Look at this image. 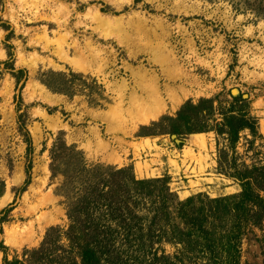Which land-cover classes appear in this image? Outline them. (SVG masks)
Segmentation results:
<instances>
[{
    "label": "rangeland",
    "instance_id": "obj_1",
    "mask_svg": "<svg viewBox=\"0 0 264 264\" xmlns=\"http://www.w3.org/2000/svg\"><path fill=\"white\" fill-rule=\"evenodd\" d=\"M263 12L264 0H0V242L8 247L6 254L0 250V264L40 247L50 228L59 230L53 238L61 235L59 256L70 255L74 199L59 193L64 177L50 171V150L61 135L89 164L166 179L180 201L238 193L241 186L219 172L214 132L196 133L201 138L160 132L188 100L217 98L216 108H228L233 96L247 95L263 138L250 147L253 137L242 133L239 159L264 163ZM98 15L122 19L120 30ZM50 71L71 81L72 95L42 82ZM155 81L164 106L147 122L148 110L133 96ZM143 204L139 216L149 226L157 212ZM166 236L155 249L174 255L178 247ZM133 246L119 264H136L131 254L143 258ZM241 264H264V231L255 228L244 238Z\"/></svg>",
    "mask_w": 264,
    "mask_h": 264
},
{
    "label": "trees",
    "instance_id": "obj_2",
    "mask_svg": "<svg viewBox=\"0 0 264 264\" xmlns=\"http://www.w3.org/2000/svg\"><path fill=\"white\" fill-rule=\"evenodd\" d=\"M20 74L24 71L20 70ZM18 75L14 74L19 84ZM58 75L45 73L42 82L53 92L72 95L68 86L71 81L58 79ZM216 100L186 101L176 117L164 119L169 122L167 132L160 133L184 137L214 132L219 172L241 186L238 193L217 198L198 194L180 201L166 179H138L131 167L89 164L84 153L76 145L69 146L61 135L50 150V171L52 178L64 177L65 191L58 192L68 200L74 199L68 215L70 255L59 256L57 243L61 235L53 238V232L59 230L50 228L40 247L25 249L22 259L16 257L9 262L5 257V264H119L125 248H134L133 245L136 253L144 254L143 258L130 255L136 264H241L244 238L255 228L264 231V163L242 162L238 145L244 132L253 137L248 139L250 147L263 135L249 99L233 96L228 108H216ZM216 113L220 121L214 119ZM26 142L31 153L32 141L27 137ZM143 200L157 212L149 226L139 216V209L145 207ZM162 221L166 224L160 225ZM167 228L172 230V237L170 231L166 236ZM164 236L165 241L178 247L176 254H160L155 249ZM119 240L125 244L117 247ZM0 250L6 254L8 247L0 242ZM76 251L77 256H72Z\"/></svg>",
    "mask_w": 264,
    "mask_h": 264
},
{
    "label": "bare ground",
    "instance_id": "obj_3",
    "mask_svg": "<svg viewBox=\"0 0 264 264\" xmlns=\"http://www.w3.org/2000/svg\"><path fill=\"white\" fill-rule=\"evenodd\" d=\"M131 1V0H128ZM98 20L100 23L107 25L108 27H113L116 28L117 30H120L121 22L122 19L120 18H115V19H109V18H104L102 15H98ZM97 20V18H96ZM113 25V26H112ZM115 26V27H114ZM113 30V29H112ZM119 40L122 44L123 42H127L126 37H123V33L120 32ZM122 36V37H121ZM125 38V39H124ZM130 41V40H129ZM135 52V51H134ZM158 52V51H157ZM161 54V53H160ZM158 54V55H160ZM161 56V55H160ZM156 57V56H155ZM78 68H83L84 65H80L79 62L76 64ZM84 69V68H83ZM184 81V80H183ZM143 89V96L139 97L138 95L133 96V103L140 107L141 109H147L148 112H146L145 116H143V121H147L148 119L156 116V114L160 111V109L164 106V99L162 97V91L160 89V86L156 83L146 85V87L142 88ZM176 90V89H175ZM183 90V89H182ZM169 91V90H167ZM175 92V91H174ZM177 93V92H176ZM183 95V94H182ZM188 96V95H187ZM181 99V98H180ZM178 100V99H177ZM174 101V100H173ZM149 105V106H147ZM168 107V106H167ZM146 110V111H147ZM165 110V109H164ZM166 111V110H165ZM164 112V111H163ZM135 122V121H134ZM264 126V125H263ZM196 138H201L203 135L202 134H196L194 135ZM199 141V140H198ZM17 242V241H16Z\"/></svg>",
    "mask_w": 264,
    "mask_h": 264
},
{
    "label": "water",
    "instance_id": "obj_4",
    "mask_svg": "<svg viewBox=\"0 0 264 264\" xmlns=\"http://www.w3.org/2000/svg\"><path fill=\"white\" fill-rule=\"evenodd\" d=\"M244 97H245V98H248V96H247V95H245Z\"/></svg>",
    "mask_w": 264,
    "mask_h": 264
}]
</instances>
